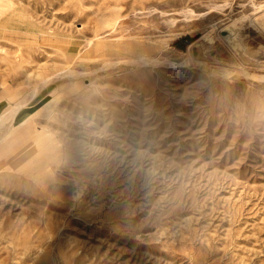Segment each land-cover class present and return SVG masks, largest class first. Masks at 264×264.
I'll use <instances>...</instances> for the list:
<instances>
[{
  "label": "rangeland",
  "instance_id": "374dc122",
  "mask_svg": "<svg viewBox=\"0 0 264 264\" xmlns=\"http://www.w3.org/2000/svg\"><path fill=\"white\" fill-rule=\"evenodd\" d=\"M16 103L0 264H264V0H0Z\"/></svg>",
  "mask_w": 264,
  "mask_h": 264
},
{
  "label": "bare ground",
  "instance_id": "6f19581e",
  "mask_svg": "<svg viewBox=\"0 0 264 264\" xmlns=\"http://www.w3.org/2000/svg\"><path fill=\"white\" fill-rule=\"evenodd\" d=\"M206 39V38H205ZM234 39H235V41L236 42H238L237 41V38H236V36H234ZM239 43V42H238ZM197 46V45H196ZM201 54V53H200ZM36 92H38V88H37V90H35ZM33 92V91H32ZM32 94V93H31ZM30 94V95H31ZM23 100V99H22ZM22 100H20V101H22ZM18 101V100H17ZM24 101V100H23ZM22 101V102H23ZM12 103V102H11ZM15 105V104H14ZM21 105V104H20ZM20 105H19V103H16V105L15 106H13L12 108H10L9 110H8V113L6 112L5 114V117L2 115V113L0 114V125L1 124H4L3 123V121H4V118L5 119H10L11 120V124H10V122H9V129H10V131L9 130H7V132L9 131V133L12 131H15V129H17L20 125H22L23 123H25V122H27V121H29V119H25V118H23V117H20V118H17L16 120H14V118H15V114L17 113V111H18V109H19V107H20ZM5 109V108H4ZM5 111V110H4ZM3 111V112H4ZM8 121V120H7ZM16 121V122H15ZM5 122H6V120H5ZM15 122V123H14ZM1 127V126H0ZM8 133V134H9ZM3 138V137H2ZM1 138V139H2ZM13 140H17V136H14L13 137ZM15 145H16V143H14V147H15ZM3 148V147H2ZM3 150H4V148H3ZM7 150H5V152H6ZM2 153H4V151L2 152V150L0 151V154H2Z\"/></svg>",
  "mask_w": 264,
  "mask_h": 264
}]
</instances>
